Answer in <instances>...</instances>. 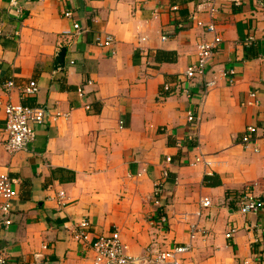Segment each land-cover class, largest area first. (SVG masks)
<instances>
[{
    "label": "crops",
    "instance_id": "0c3cea01",
    "mask_svg": "<svg viewBox=\"0 0 264 264\" xmlns=\"http://www.w3.org/2000/svg\"><path fill=\"white\" fill-rule=\"evenodd\" d=\"M202 1L18 0V12L0 0V173L17 190L10 224L0 213L4 264H92L91 243L115 229L127 253L143 256L189 242L191 224L198 231L183 264H264V207L240 211L244 192L264 202V0L220 3L213 18L199 10ZM193 15L213 21L222 40L204 77L187 81L196 44L212 37ZM73 21L79 32L62 36ZM97 35H110V45H96ZM63 46L64 64L56 66ZM7 80L15 84L9 92ZM29 80L39 90L23 96ZM164 84L175 90L162 99ZM8 102L70 114L37 125L34 140L11 153ZM248 125L258 130L245 147ZM198 155L206 162L191 165ZM163 168L157 207L152 189ZM204 197L210 206L201 207ZM82 219L91 225L87 242L76 231Z\"/></svg>",
    "mask_w": 264,
    "mask_h": 264
},
{
    "label": "built area",
    "instance_id": "2783aa9c",
    "mask_svg": "<svg viewBox=\"0 0 264 264\" xmlns=\"http://www.w3.org/2000/svg\"><path fill=\"white\" fill-rule=\"evenodd\" d=\"M9 5L18 12H20V5L18 0H8ZM244 0H203L199 4V10H202L210 18H213L217 13L221 4H231L235 6L241 5ZM221 3V4H220ZM63 16L70 18L72 12L70 10H64ZM193 22L197 27H205L206 31L212 33L210 40H203L196 44L197 59L194 63L189 65L183 73L184 80H192L195 78L204 77L207 66L209 65L219 43L221 42V35L216 32V25L213 21L204 23V21L195 15H193ZM80 30V25L77 21H73L71 28L62 29L61 35L64 37H73ZM166 37L163 36V39ZM112 41L110 35H107L102 39L99 35L95 37V44L98 46H109ZM232 82V79H230ZM91 83V81H88ZM216 83L215 78L205 81L206 90L214 86ZM15 87L13 80H7L2 88L5 92L11 91ZM169 84H164L159 92L160 98L166 97L173 93L175 89ZM20 92L23 96H34L37 94L39 87L35 80H29L25 85L20 88ZM186 91V89L184 88ZM205 90V91H206ZM77 92L80 96L85 94L84 87H79ZM250 96H255L251 93ZM86 110H90L89 103L84 104ZM5 116V132L7 138L4 141V147L7 151L13 153L19 150L25 149L29 143L35 138V127L43 124L47 120L57 121L58 119L68 118L70 111H62L59 108H50L41 105H29L24 103H5L2 107ZM188 120L192 121L193 116L188 115ZM258 127L256 125H248L241 137V142L245 147L250 146L252 143V137L257 132ZM261 137L264 139V128L261 132ZM256 150V149H255ZM167 162L170 158L167 157ZM206 162L201 155L195 156L190 162L191 165H195L199 162ZM162 179L156 182L152 189V201L157 207H162L160 196L164 189L165 180L168 177V169H162ZM141 173H137L140 176ZM15 179L10 177L7 173H0V213L4 217V223L10 224L8 215L13 207V200L17 197V190L14 187ZM65 198V192L59 190L57 192V202L62 205ZM201 207H208L211 204V200L207 197L200 199ZM264 207V202L252 195L249 191L244 192L240 196V211L242 213L256 212ZM160 224L163 226L167 223V216L164 213H160ZM90 222L88 219H82L77 223L76 231L79 239L87 242L90 235ZM197 227L195 224L190 225V240L189 242L176 244L168 249H149L148 253L143 256H133L127 253V246L121 239L120 233L117 229L112 230L108 234L97 235L91 243V249L93 252L92 264H183L182 257L186 253L192 250V240L194 239ZM235 231V228L229 229L225 236L230 238ZM262 259H264V250L261 253ZM6 262V254L2 247H0V264ZM34 264V263H32Z\"/></svg>",
    "mask_w": 264,
    "mask_h": 264
},
{
    "label": "water",
    "instance_id": "95a60500",
    "mask_svg": "<svg viewBox=\"0 0 264 264\" xmlns=\"http://www.w3.org/2000/svg\"><path fill=\"white\" fill-rule=\"evenodd\" d=\"M66 48L63 46L60 48V50L57 52L55 57V65L61 66L64 64V56H65Z\"/></svg>",
    "mask_w": 264,
    "mask_h": 264
},
{
    "label": "trees",
    "instance_id": "16d2710c",
    "mask_svg": "<svg viewBox=\"0 0 264 264\" xmlns=\"http://www.w3.org/2000/svg\"><path fill=\"white\" fill-rule=\"evenodd\" d=\"M227 194H229V192H227Z\"/></svg>",
    "mask_w": 264,
    "mask_h": 264
}]
</instances>
